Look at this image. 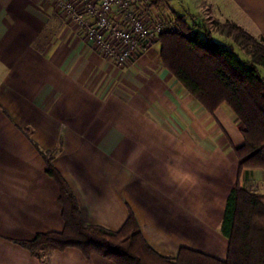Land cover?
Segmentation results:
<instances>
[{
	"label": "crops",
	"instance_id": "0c3cea01",
	"mask_svg": "<svg viewBox=\"0 0 264 264\" xmlns=\"http://www.w3.org/2000/svg\"><path fill=\"white\" fill-rule=\"evenodd\" d=\"M200 2L205 9L196 0L194 8L214 20L264 38V0ZM156 46L120 69L50 2L0 0V264H116L75 247L42 263L17 242L64 225L58 185L34 142L58 147L53 164L86 222L118 230L132 212L160 254L186 246L225 259L227 195L264 169L238 178L235 115L226 103L206 111Z\"/></svg>",
	"mask_w": 264,
	"mask_h": 264
},
{
	"label": "trees",
	"instance_id": "16d2710c",
	"mask_svg": "<svg viewBox=\"0 0 264 264\" xmlns=\"http://www.w3.org/2000/svg\"><path fill=\"white\" fill-rule=\"evenodd\" d=\"M213 23L231 43L213 40L211 30L196 15L188 23L171 13L158 35L159 59L206 111L213 113L223 103L231 109L243 139L232 146L239 178L243 169H264V77L260 72L264 69V38L228 19ZM34 145L58 185L64 223L61 231L40 232L17 241L42 263L55 249L75 247L85 256L98 253L116 264H264V192L238 179L232 186L219 225L227 238L224 260L186 246L175 257L164 256L146 241L132 212L118 230L86 222L72 187L53 164L58 147L44 150Z\"/></svg>",
	"mask_w": 264,
	"mask_h": 264
},
{
	"label": "built area",
	"instance_id": "2783aa9c",
	"mask_svg": "<svg viewBox=\"0 0 264 264\" xmlns=\"http://www.w3.org/2000/svg\"><path fill=\"white\" fill-rule=\"evenodd\" d=\"M73 25L94 51L117 68L130 66L158 42L168 18H151L147 1L45 0Z\"/></svg>",
	"mask_w": 264,
	"mask_h": 264
},
{
	"label": "rangeland",
	"instance_id": "374dc122",
	"mask_svg": "<svg viewBox=\"0 0 264 264\" xmlns=\"http://www.w3.org/2000/svg\"><path fill=\"white\" fill-rule=\"evenodd\" d=\"M194 1L195 0H164L163 2H159L157 4H149L147 13L151 18H169L172 14L180 15L185 18V20L188 23H191V16L196 15L198 20H201L204 22L206 27L211 30V37L213 40L219 42V43H231L230 38H226L223 35H220L216 29H215V24L213 23L214 21V16H210L208 12H204V10H198L194 8ZM201 0H196L197 5H202ZM151 3L150 1H147ZM156 3V2H155ZM196 5V4H195ZM202 8L204 6L202 5ZM198 10V11H197ZM166 21H164L165 23ZM258 37V36H257ZM158 45V42L156 43ZM155 45V46H156ZM157 47V46H156ZM234 52L242 59L245 58L243 53L236 47H234ZM260 72L262 76L264 77V69L260 68ZM252 177V176H251ZM259 177V176H258ZM247 187L255 190H259L264 192V174L261 175V177L256 178L253 177L251 178V181L248 180L247 183H245ZM223 235V234H222Z\"/></svg>",
	"mask_w": 264,
	"mask_h": 264
}]
</instances>
